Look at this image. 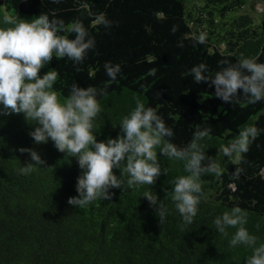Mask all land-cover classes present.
<instances>
[{"label": "trees", "instance_id": "16d2710c", "mask_svg": "<svg viewBox=\"0 0 264 264\" xmlns=\"http://www.w3.org/2000/svg\"><path fill=\"white\" fill-rule=\"evenodd\" d=\"M40 13L66 25L79 19L95 37L96 47L83 63L53 57L40 75L59 72L54 88L61 98L74 82L107 89L98 97L103 112L96 121L97 140L117 136L119 125L113 126L137 99L163 115L178 146L197 128H211V139L204 141L209 156L247 124H255L260 134L242 162L225 158L219 177L203 178L206 199L194 223L182 227L170 195L171 181L185 174L182 162L161 157L167 175L150 189H110V200L74 208L68 199L77 195L76 158L58 151L51 139L36 144L30 135L36 125L23 113L0 114V264H245L251 249L230 248L212 221L239 205L249 213L250 232L264 242V101L224 102L214 85L196 83L189 69L203 62L214 73L221 60L235 62L241 53L259 54L264 62V0H0V26L5 17L31 19ZM100 13L113 22L110 28L95 23ZM201 31L206 43L194 44L193 33ZM106 61L121 65L115 81L105 73ZM21 148L37 151L45 161L27 176L18 171L31 162ZM235 168L243 171L234 175ZM148 190L168 209L163 223L142 196Z\"/></svg>", "mask_w": 264, "mask_h": 264}, {"label": "clouds", "instance_id": "9594fccd", "mask_svg": "<svg viewBox=\"0 0 264 264\" xmlns=\"http://www.w3.org/2000/svg\"><path fill=\"white\" fill-rule=\"evenodd\" d=\"M95 23L107 29L113 22L105 13H100ZM3 25L0 26V108L3 110L0 114L23 113L29 123L36 125L30 132L36 144L51 139L58 151L76 158L81 170L76 183L77 195L68 199L74 208L83 209L97 200H110L114 195L110 189L149 188L162 173L167 175L168 169L162 168L160 162L161 157H166L183 164L185 174L171 181L170 195L182 227L190 226L206 199L203 178L219 177L225 158L236 164L242 162L260 134L255 124H247L218 147L216 156H209L204 141L211 139V128H197L187 144L178 146L172 142L175 133L163 115L137 99L135 106L113 126L119 125L117 136L97 140L96 121L103 112L98 97L107 95V89L81 87L74 82L69 94L61 98L54 88L59 72L51 69L40 75L53 57H66L76 65L83 63L88 52L96 47L95 37L84 23L75 19L66 25L62 18L40 13L31 19L10 21L5 17ZM172 31H176L175 26ZM64 32L74 35H63ZM192 39L194 44H205L207 33H193ZM219 64L214 73L203 62L193 65L189 73L196 83L214 85L215 96L224 102L233 103L241 97L249 104L264 101V62L259 60V54L241 53L235 62L224 59ZM103 68L112 81L122 72L121 65L111 61H106ZM151 74L155 75V69ZM241 89L242 94L238 92ZM20 151L28 152L31 158L30 163L18 169L21 175L27 176L45 163L33 149L21 148ZM114 169L120 170V174ZM242 171L235 168L234 175ZM142 196L156 209L163 223L168 213L163 200L151 190ZM248 218L246 209L234 205L216 215L212 223L219 234L228 238L230 248L251 249L245 264H264V242L250 232ZM229 229L235 231L230 234Z\"/></svg>", "mask_w": 264, "mask_h": 264}, {"label": "rangeland", "instance_id": "374dc122", "mask_svg": "<svg viewBox=\"0 0 264 264\" xmlns=\"http://www.w3.org/2000/svg\"><path fill=\"white\" fill-rule=\"evenodd\" d=\"M258 10V9H257Z\"/></svg>", "mask_w": 264, "mask_h": 264}]
</instances>
